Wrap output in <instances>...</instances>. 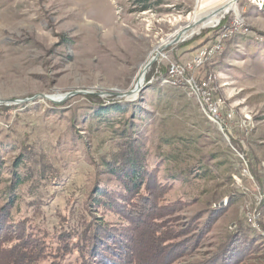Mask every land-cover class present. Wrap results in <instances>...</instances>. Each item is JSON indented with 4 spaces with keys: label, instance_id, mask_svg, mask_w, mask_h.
Wrapping results in <instances>:
<instances>
[{
    "label": "rangeland",
    "instance_id": "obj_1",
    "mask_svg": "<svg viewBox=\"0 0 264 264\" xmlns=\"http://www.w3.org/2000/svg\"><path fill=\"white\" fill-rule=\"evenodd\" d=\"M146 3L149 9L141 11L138 0H0V101L18 102L0 105V206L12 185L10 170L23 161L17 173L24 183L13 192L11 214L26 219L55 248L73 223L84 224L94 188L114 184L102 159L119 158L123 127L110 122L114 129H106L108 122L93 114L113 103L130 105L122 119L138 114L131 135L146 166L154 169L161 153L168 157L158 171L166 190L161 205L183 203L170 216V229H184L193 219L190 231L179 236L184 240L200 222L209 226L191 255L173 264L208 262L227 250L231 238L245 249L234 264H264V0ZM211 14L199 32L191 29L161 51L134 97L111 95L134 88L160 43ZM227 35L192 72L207 79L205 88H213L231 113L224 131L189 87L168 85L165 72L170 63L186 64ZM71 92L92 94L58 104L43 99ZM188 170L205 177L195 180L184 174ZM54 177L56 183L48 184Z\"/></svg>",
    "mask_w": 264,
    "mask_h": 264
},
{
    "label": "trees",
    "instance_id": "obj_2",
    "mask_svg": "<svg viewBox=\"0 0 264 264\" xmlns=\"http://www.w3.org/2000/svg\"><path fill=\"white\" fill-rule=\"evenodd\" d=\"M138 2L141 3V11L149 9L146 0ZM128 106L113 103L93 114L94 120L108 122L104 125L106 129H114L112 125V129L109 126L110 122L122 124L123 127L118 134L122 147L119 158L102 159V166L113 178L114 184L108 188L98 185L94 188L92 195L87 197L86 208L81 216L84 224L78 228L73 223L62 234L55 248L48 245L44 237L29 229L26 219L13 218L11 209L17 202L13 192L24 183L17 173L23 167V161L10 170L12 185L8 188L4 204L0 206V264H173L189 257L200 245L204 230L206 233L209 231V226L204 225L205 221L196 225L191 232L192 236L184 240L179 236L190 231L194 226L193 219H189L184 229H170L172 215L183 208V203L161 205L166 190L158 179V171L167 165L168 157L161 153L158 155L159 167L155 165L154 169H150L146 166L141 146L137 145V139L131 135L134 133L136 125L133 123L138 114L133 111V120L122 119ZM174 151L171 158L177 162ZM249 170L258 181L257 170L250 167V164ZM174 172L175 175L180 174L175 170ZM184 174L195 180L205 177V174L197 176L198 173L194 170H188ZM1 181L0 175V184ZM56 181L57 178L54 177L47 183L54 185ZM216 211L212 210L211 215ZM96 214L101 216L96 218ZM236 234L243 233L237 231ZM228 241L227 250L220 251L217 256L201 264L236 263L237 256L245 250L240 245L244 242H231L232 238ZM135 247L138 248L137 251ZM70 256H75L74 262L67 261Z\"/></svg>",
    "mask_w": 264,
    "mask_h": 264
},
{
    "label": "built area",
    "instance_id": "obj_3",
    "mask_svg": "<svg viewBox=\"0 0 264 264\" xmlns=\"http://www.w3.org/2000/svg\"><path fill=\"white\" fill-rule=\"evenodd\" d=\"M227 36H220V41H215L212 46L202 50L195 58L186 64L170 63L167 66L165 74L169 75V80H173L174 83L186 87L195 88V92H200L203 97V104L208 111H211V118H213V124L219 126L222 130H226L227 124L232 120V115L226 108L222 106V102L215 97L213 88H205V78H197L192 74L204 64V58H209L215 55L222 47V41L227 39Z\"/></svg>",
    "mask_w": 264,
    "mask_h": 264
},
{
    "label": "water",
    "instance_id": "obj_4",
    "mask_svg": "<svg viewBox=\"0 0 264 264\" xmlns=\"http://www.w3.org/2000/svg\"><path fill=\"white\" fill-rule=\"evenodd\" d=\"M235 2H237V0H233V4H235ZM199 25V23L197 24H193L190 29H194V28H197ZM198 32L201 30V28L197 29ZM181 39H183V34H178L176 37H174L172 40L170 41H166V43L164 44L163 48L160 49V50H164L166 47H169L175 43H178L179 41H181ZM159 56V53H157L154 57L150 58L147 63L145 64L144 66V69L142 70V77H143V80H142V84L141 85H137L135 84L134 88L129 90V91H124L122 93H119V92H112L111 95L116 97V98H126V99H130L131 97H134L142 88L145 80H146V76H147V73H148V70L150 69V67L153 65V63H155L157 61V58ZM92 94V93H86V92H71V93H68L66 95H63V96H60V98H55V97H49V96H43V99L48 101V102H51V103H55V104H58V103H62L64 102L67 98L71 97V96H74L76 94ZM101 96H104L105 94L102 93L100 94ZM25 101H29V100H25ZM24 101V102H25ZM15 103H18V102H14V101H0V105H9V104H15Z\"/></svg>",
    "mask_w": 264,
    "mask_h": 264
},
{
    "label": "bare ground",
    "instance_id": "obj_5",
    "mask_svg": "<svg viewBox=\"0 0 264 264\" xmlns=\"http://www.w3.org/2000/svg\"><path fill=\"white\" fill-rule=\"evenodd\" d=\"M197 1H198V0H197ZM220 12H222V9L219 10L217 13H220ZM214 16H215L214 14L208 15L207 17L198 20L195 24L199 23V25H201L203 22H205L206 20H208V19H210V18H212V17H214ZM183 25H184V24H183ZM191 26H192V25H190L189 23L186 24V25H184V26H182V27L178 30V32H179L178 34H181V33H182L183 36H184L189 30H191V29H190ZM199 27H200L201 29L204 28V27H201V26H199ZM199 27H198V28H199ZM200 28H199V29H200ZM174 37H175V36H174ZM166 41H168V40H165V42L160 43V44L155 48V50L158 52L160 49H162L163 46H164V44L166 43ZM161 51H162V50H160V51L158 52L159 55H160ZM158 57H159V56H158ZM143 69H144V68H143ZM142 80H143V77H142V72H141V75L139 76V78H138V80L136 81L135 84H137V85H141V84H142ZM165 82H166L168 85H171V86H173V87L183 86V85H180V84H178V83H174L173 80H169V75L166 76V80H165ZM182 88H183V87H182ZM189 88H190L192 94L197 98V101H198V103L200 104V106H201L203 112L211 118V111H208L207 108H205V106H204V104H203V97H201L200 92H195V88H193V87H189ZM211 119L213 120V118H211Z\"/></svg>",
    "mask_w": 264,
    "mask_h": 264
}]
</instances>
